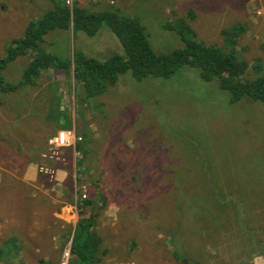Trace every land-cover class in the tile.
<instances>
[{
  "label": "rangeland",
  "instance_id": "obj_1",
  "mask_svg": "<svg viewBox=\"0 0 264 264\" xmlns=\"http://www.w3.org/2000/svg\"><path fill=\"white\" fill-rule=\"evenodd\" d=\"M52 2L0 0V59ZM66 2L139 17L158 54L182 47L177 33L162 27L179 18L205 45L220 46L223 29L244 25L237 40L238 57L248 63L243 77L264 73V0ZM40 50L65 62L80 53L98 60L123 54L104 27L93 37L53 30ZM35 54L0 71V166L6 171H0V248H18L13 264H60L78 222L91 215L100 241L95 264H264L260 103L243 98L232 104L216 80L204 82L196 69L184 67L170 79L137 82L121 75L85 104L65 69L41 70L35 86L16 87ZM61 130H74L82 141L52 162L56 176L46 182L39 168L50 162L42 155ZM30 166L36 180L27 184ZM46 233L52 243H44Z\"/></svg>",
  "mask_w": 264,
  "mask_h": 264
},
{
  "label": "trees",
  "instance_id": "obj_2",
  "mask_svg": "<svg viewBox=\"0 0 264 264\" xmlns=\"http://www.w3.org/2000/svg\"><path fill=\"white\" fill-rule=\"evenodd\" d=\"M52 3V9L39 20H31L23 36L13 40L6 56L0 59L1 71L10 62L27 55L28 52H36L22 81L16 87L35 86L41 70L65 69L71 71L78 84V99L87 104L89 99L103 95L115 85L121 75L128 73L137 82L146 78L170 79L180 69L189 67L196 69L199 78L204 82L216 80L218 87L228 92L232 104L246 98L264 107V73L254 80L244 79L248 63L241 60L237 53V40L246 31L244 25L223 29L220 33L223 41L220 46L205 45L196 40L195 32L186 19L179 18L177 23H165L162 27L175 31L180 37L182 47L158 54L151 47L146 28L137 16L124 15L106 6L87 11L69 7L66 0H53ZM103 27L118 39L123 49L122 55L113 54L105 60H98L80 53L72 61L65 62L40 50V46L45 43V36L53 30L72 29L73 32H83L93 37ZM16 87L9 85L7 88L12 92L17 90ZM94 225L92 215L78 222L70 245L71 254L75 257V263L71 264H95L96 249L99 248L100 241L92 231ZM261 231L264 234V227ZM17 250V247L6 249L5 245L2 246L0 260L3 262L0 264L12 263L18 254ZM175 257L177 255L174 252ZM18 264L25 262L18 259ZM37 264H43V260Z\"/></svg>",
  "mask_w": 264,
  "mask_h": 264
},
{
  "label": "built area",
  "instance_id": "obj_3",
  "mask_svg": "<svg viewBox=\"0 0 264 264\" xmlns=\"http://www.w3.org/2000/svg\"><path fill=\"white\" fill-rule=\"evenodd\" d=\"M82 141V137L78 136L74 130H61L53 137H50L47 141V149L42 155V158L50 163L42 164L39 168V172L46 176L50 182H54L56 176V170L51 165L52 162L63 161L62 152L77 143ZM71 251L70 247H67L61 258L60 264H70Z\"/></svg>",
  "mask_w": 264,
  "mask_h": 264
},
{
  "label": "crops",
  "instance_id": "obj_4",
  "mask_svg": "<svg viewBox=\"0 0 264 264\" xmlns=\"http://www.w3.org/2000/svg\"><path fill=\"white\" fill-rule=\"evenodd\" d=\"M3 158H0V163H1V160H2ZM0 171H4V172H6L5 171V169H3V168H1V166H0ZM0 175H1V172H0ZM46 182H47V180H48V178L46 177V176H44L43 177V174H42V176H41ZM34 180H36V171H35V166L33 167V166H30V167H28L27 169H26V172H25V174L23 175V182H25V183H32V181H34ZM49 181V180H48ZM50 182V181H49ZM50 194L51 193H49L48 195L50 196ZM33 216V215H32ZM52 219V218H51ZM53 220V219H52ZM58 221V223L59 224H62L63 226H66V227H69L70 226V224L71 223H68L69 221H66V220H63V221H60L61 219H57ZM51 234H52V232H51ZM59 236H57V238H58ZM44 243H52V240H53V236H50V234H45L44 235ZM42 250H44L43 248H42ZM17 258H18V255L16 256Z\"/></svg>",
  "mask_w": 264,
  "mask_h": 264
}]
</instances>
